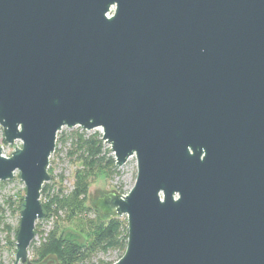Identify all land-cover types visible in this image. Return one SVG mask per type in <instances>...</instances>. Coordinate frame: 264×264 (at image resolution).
I'll use <instances>...</instances> for the list:
<instances>
[{
  "label": "water",
  "instance_id": "water-1",
  "mask_svg": "<svg viewBox=\"0 0 264 264\" xmlns=\"http://www.w3.org/2000/svg\"><path fill=\"white\" fill-rule=\"evenodd\" d=\"M135 156L111 264H264V0H0V181L24 185L14 261L30 264L62 127Z\"/></svg>",
  "mask_w": 264,
  "mask_h": 264
},
{
  "label": "rangeland",
  "instance_id": "rangeland-1",
  "mask_svg": "<svg viewBox=\"0 0 264 264\" xmlns=\"http://www.w3.org/2000/svg\"><path fill=\"white\" fill-rule=\"evenodd\" d=\"M77 134H82L85 138L95 136L101 141L99 156L103 157V160L97 162L89 170L84 169L83 163L79 158L81 152L76 149L75 145ZM101 136L100 128L86 131L74 126L72 128L62 127L58 131L55 149L49 157L47 169L51 179L46 182L47 184L44 183L47 185L48 197L55 195L59 191V193H69L77 182V172H83L86 175V191L84 195H80V198H84V206L88 209L73 215H68L64 210H58L56 213H52L37 221L35 223V236L28 248L29 260L35 259L34 248L38 247L39 243L53 230L64 235L74 234L75 238L81 243H91L94 232L93 224L99 221L98 213L93 209L95 195L100 196L99 191L110 189V186H113L116 192L126 194L133 186L136 177L135 156L129 157L122 166H116L113 153L108 150L110 146L102 141ZM17 146H20L19 140H15L13 144L4 142L0 127L2 154L9 156L14 147ZM24 192V185L19 179L18 171L14 172L11 179L0 181V264H11L14 261V229L18 227L19 222V212L16 207L19 197L23 196ZM44 194L40 191L41 202L48 200V197ZM118 217L126 221L125 215H119ZM120 256V249L102 245L93 252H89L86 259L84 258L82 262L77 264H111ZM54 261L53 256H47L40 259L37 264H53Z\"/></svg>",
  "mask_w": 264,
  "mask_h": 264
},
{
  "label": "trees",
  "instance_id": "trees-1",
  "mask_svg": "<svg viewBox=\"0 0 264 264\" xmlns=\"http://www.w3.org/2000/svg\"><path fill=\"white\" fill-rule=\"evenodd\" d=\"M76 149L80 150L81 159L84 169L89 170L94 167L97 162H101L103 157L99 156L101 141L95 136L88 138L83 137L82 134H77L75 137ZM106 163V162H105ZM111 163V159H110ZM113 163V161H112ZM84 170V171H85ZM85 173L77 172V182L75 187L69 193H56L48 197L47 183L43 185L41 193L48 197L46 202H41L45 216L56 213L58 210H64L68 215L75 213H82L87 210L84 206V195L86 191ZM23 196L19 197L17 204V211L19 212ZM94 209V208H93ZM96 210V209H94ZM98 213L99 221L93 224V239L91 243L79 242L74 234H61L56 230L50 231L44 240L39 243L38 247L34 248L35 259L30 260V264H37L40 259L47 256H53V264H77L86 259L89 252H93L96 248L102 245H109L111 248H118L123 254L126 246L127 228L126 221L121 220L117 215H103L100 211ZM18 227L14 229V244ZM36 229V228H35ZM86 255V256H85ZM82 259L81 261H78Z\"/></svg>",
  "mask_w": 264,
  "mask_h": 264
}]
</instances>
